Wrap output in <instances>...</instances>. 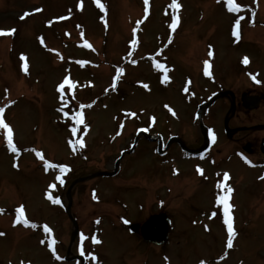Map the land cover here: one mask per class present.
I'll list each match as a JSON object with an SVG mask.
<instances>
[{"label": "rangeland", "instance_id": "374dc122", "mask_svg": "<svg viewBox=\"0 0 264 264\" xmlns=\"http://www.w3.org/2000/svg\"><path fill=\"white\" fill-rule=\"evenodd\" d=\"M176 2L179 8L172 6V0H148V6L144 0H100L99 6L96 0H0V29L14 30L0 35V107L14 101L4 107L0 118L13 129V143L19 150L10 152L0 134V209L4 210L0 213V232L4 233L0 236V264H71L75 236L71 244L73 228L64 213L68 185L57 193L48 184L56 175L63 180L69 177L71 183L112 171L114 160L131 147L139 126L164 137L177 134L190 147L204 144L199 122L192 116L195 103L186 96L190 89L185 78L193 79L198 103L218 90H233L237 98L245 92L264 95V89L250 88L241 68V58L248 54L252 62L245 72L264 85V0H234L241 6L236 13L227 10L226 0ZM252 11L256 25L260 24L243 29L244 49L232 45L235 20L248 15L251 19ZM25 12L29 15L21 19ZM174 17L179 31L165 52L166 32L169 24L173 29ZM133 28L135 47L130 43ZM85 40L91 48L84 46ZM51 47L55 55L47 53ZM211 47L217 78L213 85L199 76L200 61L211 58ZM159 52H163L161 64L172 69L174 80L165 89L149 61H136V56L145 59L149 54L159 59ZM79 60L87 63L80 65ZM120 67L124 71L113 89L112 77ZM65 75L77 82L71 93L65 86L66 110L70 115L81 112L82 124L75 125L57 111L62 104L57 85ZM227 107L225 100H219L202 121L219 136L211 154L215 162L180 160L183 156L173 144L166 159H159L156 135L151 140L140 136L134 153L119 162L116 178L74 185L68 196L78 231L100 241H89L94 245L89 246L90 256L99 257L98 262L93 258V264H264V163L259 156L245 159L233 152L232 140L223 133ZM133 112L135 116L130 114ZM228 125L240 129L238 137H249V133L264 137V104L251 113L237 110ZM70 126L81 131L72 139V146L67 140ZM80 141L87 148L84 152H79ZM31 149L41 151L48 161L66 165L68 171L45 172L43 161ZM225 172L234 197L231 215L236 236L231 248L224 241L222 221L208 219L209 212H216L212 201L221 193L216 185ZM91 188L97 189L93 198L101 204L91 203ZM46 192L61 204H53ZM19 205H24L25 218L36 228L31 223L28 227L13 225ZM161 213L171 223L167 242L161 246L144 243L125 225H142ZM45 224L53 237L43 231ZM53 238L56 252L47 246ZM64 257L70 260L64 262Z\"/></svg>", "mask_w": 264, "mask_h": 264}, {"label": "snow or ice", "instance_id": "6c2138e0", "mask_svg": "<svg viewBox=\"0 0 264 264\" xmlns=\"http://www.w3.org/2000/svg\"><path fill=\"white\" fill-rule=\"evenodd\" d=\"M217 2L219 3L220 0H217ZM96 3L99 6L100 5V0H96ZM144 3H145V5H147L148 4V0H144ZM226 5H227V10L229 12H232V13L238 12L240 10V7H241L239 4L234 3V0H226ZM172 6L174 8H179L180 7V5L176 2V0H172ZM77 7H80V5L78 4ZM101 9L103 10V6H101ZM147 10L148 9L146 7L145 8V12H147ZM27 15H29V13L25 12L20 18L23 19ZM61 19H63V17H61ZM48 23L51 24L52 21H48ZM137 23L139 24L140 21H137ZM176 23H177V21H176V18L174 17L171 26L175 27ZM239 25H240V19H236L235 23H234V25L232 27V35L233 36L237 35V29H238ZM12 31H14V30H2V29H0V35H7V34H10ZM132 31H133V39L130 41V43L133 45V47H135L137 45V40L135 38L136 28H133ZM41 43H43L42 39H41ZM84 46H86L88 48L92 47L86 40L84 41ZM129 55H131V52H129ZM209 55H211V52L209 53ZM21 59H23V55L21 56ZM76 62L78 64H80V65H84L85 63H87L84 60H79V61H76ZM131 62L133 64L136 63L135 60H132ZM243 62L245 64H247L248 63V58L245 57ZM205 65H206L205 74H207V61H205ZM153 67L155 69H162L165 73L168 71V69H166L163 64H160V63L155 62V61H153ZM123 71H124V69L122 67L116 69V75L112 77V84L110 85L111 88L115 89L116 81L123 74ZM168 79H169V77L167 75H165L164 77H162V82H166ZM253 79H255V77H253ZM257 82H259V81H257ZM76 84H77V82L72 80V79H70L69 75H65L63 77L62 81L57 85V92L60 93V99L62 101L61 107L58 108L57 111L61 112L64 118L71 119L74 122L75 125H78V124H82L83 123L82 113L77 111V112L71 113V115H70V112L68 110H66L68 97L65 95V86L67 85V91L71 93V92H73L74 88L76 87ZM144 87L147 88V85H144ZM105 91H108V89H105ZM11 103H14V101H9V104H11ZM4 107H7V105H5ZM4 107H0V113H3ZM82 107H84V106L81 105V108ZM130 114L132 116L136 115V113H134V112L130 113ZM84 127L87 128L88 126L85 125ZM0 129H3V132L0 133V134L3 135V139H4L5 143H6V146H7L8 150L10 152L17 153L19 150L13 143V129L10 127L9 124L5 123V121L2 118H0ZM70 131L73 134H75L77 132V128L75 126H72L70 128ZM117 134H119V133H117ZM68 143H69L70 146H72L75 142L72 141V140H69ZM80 146L83 147L82 141H80ZM31 151L35 152V155L37 157H39L43 161V166H44L45 172H48L49 169H54V170L58 169L61 174H63V173L68 171V167L66 165H64L62 163L51 162V161H48L47 159H45L44 156L42 155L41 151H37L36 149H31ZM13 166L15 167L16 165L14 164ZM197 171L199 172L201 170L199 168H197ZM228 175H229L228 173H226V172L224 173L225 179L228 178ZM55 181H59L61 184L64 183V181L61 179V176L60 175H56L55 176V180L48 184V189H54L56 187ZM217 188H226L227 189L226 193L218 194L216 196V204L223 206V216H224L223 224L226 226V229H227V247L231 248L233 246V239L236 236V232H235L234 227H233V217L230 214V209L233 207V205H231L229 203V195H228V193H231L233 190L230 187H227L226 185H224L222 183H218L217 184ZM45 196L53 204L60 203L58 198L54 199L48 192L45 193ZM3 211H4L3 209H0V213H2ZM15 213H16V216H15V219L13 220V225L14 226L17 223H22L25 227H28L30 225L31 222L27 218H25V215H24V205H19L15 209ZM211 215L215 216L216 212H212ZM31 227L36 228L37 225L34 224V223H31ZM43 231L45 233L49 234V235L52 232L51 228H49L47 224H45L43 226ZM2 235H4V233L0 232V236H2ZM86 238L87 237H85L83 234H81V236H80L81 244L83 243V241ZM91 239L93 240L94 243H99L100 242V241H98L96 239L95 236L91 237ZM40 242H41V244L45 243L44 240H41ZM54 243H55L54 240L49 239L48 245H47L48 248L51 249L53 247ZM82 254H83V251H82ZM53 255H55V253H53ZM57 259H59V257H57ZM201 264H204V262L201 261Z\"/></svg>", "mask_w": 264, "mask_h": 264}, {"label": "water", "instance_id": "95a60500", "mask_svg": "<svg viewBox=\"0 0 264 264\" xmlns=\"http://www.w3.org/2000/svg\"><path fill=\"white\" fill-rule=\"evenodd\" d=\"M107 175V174H101ZM141 234L149 242L160 244L167 237V221L164 216L151 217L142 227Z\"/></svg>", "mask_w": 264, "mask_h": 264}, {"label": "flooded vegetation", "instance_id": "af4514ba", "mask_svg": "<svg viewBox=\"0 0 264 264\" xmlns=\"http://www.w3.org/2000/svg\"><path fill=\"white\" fill-rule=\"evenodd\" d=\"M233 91V90H232ZM234 103H235V112H234V115L236 114V111L237 110H239V111H243V112H247V113H250V112H248V111H245L244 109H240V106H241V104H240V100H239V98H237V95L236 94H234ZM234 115L232 116V117H234ZM231 117V118H232ZM232 129H234L235 130V132L233 131L231 134H232V137H231V139L230 140H232V148L234 149V150H237V149H239V148H242L243 146H244V144L246 143V142H248L249 144H250V146L251 147H255L256 146V144H258V141H259V136L257 135V134H253V133H249L248 134V136L249 137H242V136H240V137H238L239 135H241V132H240V130H238V129H236V128H232ZM237 135V136H236ZM238 137V138H237ZM256 149H257V146H256ZM256 149L255 148H250V151L253 153H255V151H256ZM234 150H233V152H234Z\"/></svg>", "mask_w": 264, "mask_h": 264}]
</instances>
